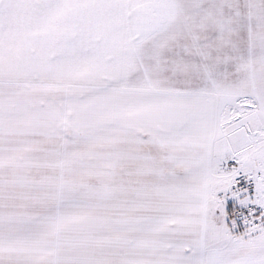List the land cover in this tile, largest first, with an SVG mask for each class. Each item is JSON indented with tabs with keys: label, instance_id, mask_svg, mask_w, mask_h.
I'll list each match as a JSON object with an SVG mask.
<instances>
[{
	"label": "snow or ice",
	"instance_id": "snow-or-ice-1",
	"mask_svg": "<svg viewBox=\"0 0 264 264\" xmlns=\"http://www.w3.org/2000/svg\"><path fill=\"white\" fill-rule=\"evenodd\" d=\"M0 264H264V0H0Z\"/></svg>",
	"mask_w": 264,
	"mask_h": 264
}]
</instances>
